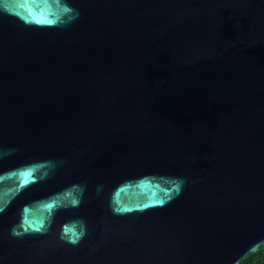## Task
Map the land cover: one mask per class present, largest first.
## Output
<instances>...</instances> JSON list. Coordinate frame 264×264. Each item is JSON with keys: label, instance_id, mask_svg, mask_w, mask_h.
I'll use <instances>...</instances> for the list:
<instances>
[{"label": "water", "instance_id": "95a60500", "mask_svg": "<svg viewBox=\"0 0 264 264\" xmlns=\"http://www.w3.org/2000/svg\"><path fill=\"white\" fill-rule=\"evenodd\" d=\"M263 245L264 0H0V264Z\"/></svg>", "mask_w": 264, "mask_h": 264}, {"label": "trees", "instance_id": "16d2710c", "mask_svg": "<svg viewBox=\"0 0 264 264\" xmlns=\"http://www.w3.org/2000/svg\"><path fill=\"white\" fill-rule=\"evenodd\" d=\"M239 264H264V245L255 253L248 254Z\"/></svg>", "mask_w": 264, "mask_h": 264}]
</instances>
